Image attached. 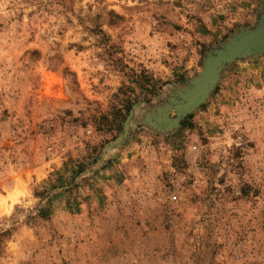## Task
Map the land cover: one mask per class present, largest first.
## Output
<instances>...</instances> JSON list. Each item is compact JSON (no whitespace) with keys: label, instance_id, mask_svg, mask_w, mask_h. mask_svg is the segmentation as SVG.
Segmentation results:
<instances>
[{"label":"rangeland","instance_id":"374dc122","mask_svg":"<svg viewBox=\"0 0 264 264\" xmlns=\"http://www.w3.org/2000/svg\"><path fill=\"white\" fill-rule=\"evenodd\" d=\"M263 24L264 0H0V264H264V52L192 104Z\"/></svg>","mask_w":264,"mask_h":264},{"label":"water","instance_id":"95a60500","mask_svg":"<svg viewBox=\"0 0 264 264\" xmlns=\"http://www.w3.org/2000/svg\"><path fill=\"white\" fill-rule=\"evenodd\" d=\"M248 52H264V24L258 32L242 36L226 51L208 59L204 76L196 84V91L193 96L192 104L198 105L204 100L207 90L210 89L216 79L215 68L217 65L228 61L232 56H245ZM191 108L192 106L182 109L178 119L172 122V125H177L182 115L189 112Z\"/></svg>","mask_w":264,"mask_h":264}]
</instances>
